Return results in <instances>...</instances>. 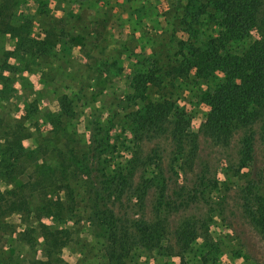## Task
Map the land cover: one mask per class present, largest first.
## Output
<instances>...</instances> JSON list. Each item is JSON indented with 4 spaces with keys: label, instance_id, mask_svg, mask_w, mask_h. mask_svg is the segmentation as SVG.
Masks as SVG:
<instances>
[{
    "label": "trees",
    "instance_id": "1",
    "mask_svg": "<svg viewBox=\"0 0 264 264\" xmlns=\"http://www.w3.org/2000/svg\"><path fill=\"white\" fill-rule=\"evenodd\" d=\"M179 23L187 33L176 41L179 55L165 64L146 57L150 65L143 76L134 77L133 89L142 83L162 88L165 78L212 81L204 98L209 110L198 128L170 97L148 101L127 113L126 158L108 160L109 136L94 124L66 155L60 153L61 169L48 164L37 169L41 157L25 151L23 134L6 132L0 181L11 188L1 191L0 183V215H17L24 225L12 233L34 253L23 258L26 264H71L56 262L54 254L67 245L77 224L95 232L98 250L109 264H130L156 254L182 260L195 240L209 238L208 219L178 214L201 199L210 204L219 184L223 197L228 187L237 189L244 213L264 239V167L255 168L257 136L264 146V0H191ZM30 24L19 16L15 0H0V29L33 53L40 48L30 36ZM196 29L209 32L199 39ZM253 30L257 38L251 37ZM12 57L9 52L0 57L2 81L4 73L14 72ZM237 134L236 158L225 162L220 180L200 156L201 141L230 149ZM164 138L169 140L167 161L159 144ZM147 142L153 146L146 150ZM188 172L195 176L186 182ZM76 175L82 177V194L68 180ZM43 217L64 227L45 223ZM34 229L37 233L30 232ZM38 235L43 239L39 252Z\"/></svg>",
    "mask_w": 264,
    "mask_h": 264
},
{
    "label": "rangeland",
    "instance_id": "2",
    "mask_svg": "<svg viewBox=\"0 0 264 264\" xmlns=\"http://www.w3.org/2000/svg\"><path fill=\"white\" fill-rule=\"evenodd\" d=\"M190 1L15 0L19 16L31 20L30 36L38 41L40 50L32 53L0 29V57L9 52L14 66V72L4 73L5 79L0 80V152L6 132L17 130L24 136L25 151H35V156L41 157L37 169L45 164L61 169L60 153L66 155L67 149L76 145L75 140L84 139L87 126L94 128L95 124L109 136L107 157L116 162L129 155L125 150L130 140L127 113L162 97L173 99L191 117V126L198 128L209 110L204 98L212 81L165 78L162 88L142 83L139 90L133 89L134 77L143 76L150 65L146 57H156L159 64H165L179 55L176 41L187 38L179 18ZM205 33L196 29L199 39ZM251 37H258L255 30ZM238 138L239 134L230 149L201 141L200 156L210 164L211 173L218 172L220 180L225 162L236 158ZM159 144L167 161L169 140L161 139ZM152 146L151 142L144 144L146 150ZM255 150L258 169L264 167V146L258 136ZM184 175L189 182L195 172ZM68 180L77 194H82L81 175ZM219 186L212 192L211 206L201 199L178 214L205 215L209 238L195 240L182 260L142 255L130 264H264V239L244 213L237 189L225 183L228 189L223 197ZM10 188L1 183V191ZM42 221L64 227L48 217ZM23 227L17 215H0V232H5L0 241V264H26L23 258L34 255L17 233H12ZM78 227H73L67 245L54 254L56 262L109 264L98 250L95 232ZM30 232L37 233V229ZM42 247L43 239L38 235L36 250Z\"/></svg>",
    "mask_w": 264,
    "mask_h": 264
}]
</instances>
